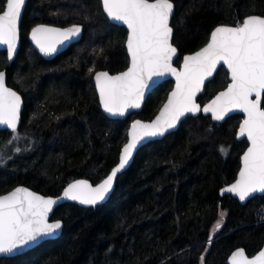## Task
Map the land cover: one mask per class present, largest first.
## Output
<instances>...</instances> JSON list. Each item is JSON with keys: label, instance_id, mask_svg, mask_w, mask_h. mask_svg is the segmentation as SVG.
<instances>
[{"label": "trees", "instance_id": "1", "mask_svg": "<svg viewBox=\"0 0 264 264\" xmlns=\"http://www.w3.org/2000/svg\"><path fill=\"white\" fill-rule=\"evenodd\" d=\"M171 1L177 65L206 45L216 27L264 16V0ZM39 23L82 24L83 40L47 61L28 40ZM127 34L108 19L101 0L28 1L17 58L10 64L0 51V71L24 99L20 128L0 130V195L25 185L57 196L76 179L99 183L118 164L132 120L153 119L174 85L162 83L143 110L125 120L103 113L94 75L129 66ZM228 84L221 67L199 102ZM242 118L233 115L222 124L203 114L186 118L177 131L139 150L105 204L59 206L53 219L64 222L60 238L0 258V264H227L237 248L256 254L264 245V195L242 205L220 193L236 179L248 147L237 139Z\"/></svg>", "mask_w": 264, "mask_h": 264}, {"label": "snow or ice", "instance_id": "2", "mask_svg": "<svg viewBox=\"0 0 264 264\" xmlns=\"http://www.w3.org/2000/svg\"><path fill=\"white\" fill-rule=\"evenodd\" d=\"M0 2V44L7 46L11 59L16 52L18 22L25 0ZM101 3L110 19L122 22L129 29L127 47L131 55V67L126 72L115 76L107 72L95 74L105 111L123 116L129 109L139 108L154 77L174 75L176 90L156 121L132 124L131 139L123 147L119 165L98 187L85 184L88 191L77 193L74 189L78 185H70L64 196L81 204L96 205L111 192L117 174L129 163L137 145L146 137L163 136L188 113L211 112L219 121L233 109L247 114L239 134L246 137L251 146L243 156L240 180L226 191L235 192L241 201L253 193H264V109L260 106L264 94V16L252 14L239 26L216 27L211 33V42L194 56L185 57L184 71L177 72L171 65L177 51L171 42V0H101ZM80 33L78 25L64 29L37 26L32 30V38L45 55H51L56 51V43L71 40ZM49 34L57 37L55 43L45 42ZM221 62L230 70L232 83L211 104L201 108L195 102L196 94ZM4 79V73L0 72V125L15 131L20 97L4 87ZM56 203L54 199H46L25 188L0 196V255L11 256L61 229L59 221H48V214ZM223 215L221 213V218ZM215 227L219 229L221 222ZM235 256L243 257L244 253L238 251ZM247 264H264V251Z\"/></svg>", "mask_w": 264, "mask_h": 264}, {"label": "water", "instance_id": "3", "mask_svg": "<svg viewBox=\"0 0 264 264\" xmlns=\"http://www.w3.org/2000/svg\"><path fill=\"white\" fill-rule=\"evenodd\" d=\"M29 0H25V4L22 8V11H21V16H20V19H19V22H18V38H17V42H16V52L15 54L11 57V59H9L8 57V61L9 63H13L15 61V59L17 58L18 56V53H19V50L21 48V24H22V20H23V16H24V13H25V9L27 7V3H28ZM150 2H152V0H150ZM173 3V14H172V17L170 18V26H171V21H172V18L174 16V13H175V4L173 1H171ZM103 8V6H102ZM105 13V12H104ZM106 14V13H105ZM107 16V14H106ZM108 17V16H107ZM108 19L113 23V24H116V25H119V26H122L124 28H126L128 34H127V38H128V35H129V29L127 28V26L125 24H123L122 22H119V21H114L112 19H110L108 17ZM73 25H78L81 27V33L78 37H74L72 38L71 40H66L64 41L63 43H56V51L54 53H52L51 55H45L41 50L40 48L37 46V43L33 40L32 38V30L37 27V26H45V27H51V28H60V29H64V28H67V27H71ZM222 26H229V25H222ZM215 30V29H214ZM83 32H84V26L82 24H78V23H75V24H71V25H68V26H65V27H62V26H58V25H54V24H48V23H39L37 25H35L34 27L31 28L30 32H29V35H28V40L29 42L31 43V45L33 46V48L38 52L39 55H41L45 60L47 61H51L53 59H55L58 55H61L62 53H64L65 51H67L71 46L75 45V44H78L80 43L82 40H83ZM173 35H174V30H173V33H172V44L173 46L177 49L176 51V54L172 57L171 59V65L173 68H175L177 70V72H183L184 71V58L185 57H188V56H194L197 52L201 51L204 47L207 46L208 43L211 42V36H210V39L208 41V43L206 45H204L202 48H200L199 50L193 52V53H189V54H185L183 57H182V60L180 62L179 65H177L175 62L176 60L179 58V50L178 48L175 46V44L173 43ZM57 40V37L55 36V34H49L46 38H45V42L47 43H55ZM126 49H127V52H128V56H129V59H130V63H129V66L121 71V72H118V73H110L109 71L107 70H100V71H97L96 73H99V72H107L110 76H115V75H120L124 72H126L130 67H131V55L128 51V47H127V40H126ZM0 51H6L7 52V46L6 45H2L0 44ZM7 56H8V52H7ZM221 67H224L226 69V71L228 72L229 74V84L228 86L232 83L231 81V73H230V70L227 68V66L225 64H223V62H221L220 64L217 65L216 67V70L212 73L211 76H209L208 78L205 79L204 81V84H203V87H202V90L199 91L197 94H196V97H195V102L197 104L200 105L201 108H204L206 107L207 105L211 104L213 100L216 99V97L221 93V92H224V91H227V87L221 91H219L218 93H216L209 101H207L206 103H204L203 105L199 102V97L204 93L205 91V88L207 86V84L215 77V75L217 74L218 70L221 68ZM0 72H3L4 75H5V79H4V87L9 89L10 91H13L15 92L19 97H20V108H19V120L17 122V126H16V130L17 131L21 124H22V114H23V110H24V99H23V96L16 90L14 89L13 87L9 86L8 85V82H7V72L6 70H2ZM95 73V74H96ZM166 81H172L173 82V88L171 89V91L169 92L168 94V97L167 99L165 100V102L163 103V105L161 106V108L159 109L158 113L155 115V117L151 120H143L141 118H137V119H134L132 120L130 126H129V129H128V138H127V142L128 143L131 139V131H132V124L135 122V121H140L141 123H145V124H151L153 123L154 121H156L160 116H161V112L164 110V106L168 103L169 99L171 98V94L173 91L176 90V84H177V80H176V77L174 75H165V76H162V77H154L153 78V82L150 83V86L145 90L144 92V97H143V100H142V103H141V106L139 108H134V109H129L125 115L123 116H120V115H112L108 112L105 111L104 107H103V104L101 102V98H100V89L97 85V81L95 80V75H94V84H95V88H96V92H97V95H98V98H99V102H100V106H101V109L103 111V113L110 119L112 120H125L127 119L129 116H131L132 114L134 113H140L143 108H144V105L146 103V100L148 99L149 95L155 90L157 89L162 83L166 82ZM263 98H264V94L261 95V108H263ZM252 99H256L255 96L252 97ZM203 114L204 116H210L213 121L217 124H222L224 123L229 117L233 116V115H241L243 118H242V121L239 125V127L243 124L244 120L247 119V114L240 111L239 109H233L232 111L228 112L227 115L224 117L223 120H215L213 118V114L211 112H208V113H205L203 111L201 112H198L196 113L195 115L191 114V113H188L184 116H182L180 118V120L177 122V125L175 128H172V129H169L163 136H156V137H146L144 140H142L138 145H137V148L135 149V151L133 152V155H132V158L130 159L129 163L125 166L124 169L121 170L120 173L117 174V177L115 178L114 180V183H113V188L111 190V192L108 193V195L105 197V199L103 201H100L98 202L96 205H102V204H105L110 198L111 196L113 195L114 191H115V188H116V181L118 179V176L122 173H124L134 162L135 160V157L137 155V153L139 152V150L146 146L147 144H149L150 142H153V141H158V140H162L163 138H165L167 135L177 131L179 129V127L181 126L182 122L188 118V117H197L199 115ZM0 130H3V131H9V132H15L13 131L10 127H8L7 125H0ZM237 139L239 141H242V140H246L248 142V147L246 148V150L244 151V153L242 154L241 156V167L237 173V177L236 179L229 185L225 186L224 188L221 189L220 193H221V196H224V195H228V196H231L233 197L234 199L238 200L242 205H246L247 202H249L250 200L256 198L257 196H263L264 193H261V192H256V193H253L251 196H249L248 198H246L245 200L241 201L239 199V196L235 193V192H228L226 191V189L232 187L234 184H236L239 180H240V172L243 170V156L244 154L247 152L248 148L251 146V142L249 140L246 139V137H242L240 136L239 134V128H238V132H237ZM125 143V144H126ZM124 144V145H125ZM124 147V146H123ZM122 151H123V148L121 150V153H120V157L122 155ZM120 157H119V162H120ZM119 162L118 164L111 170V172L119 165ZM111 172L109 173V175L111 174ZM108 175V176H109ZM107 176V177H108ZM106 177V178H107ZM106 178H104L102 181H100L99 183H96V184H93L90 180L88 179H76V180H73L72 182H70L64 189L63 191L57 195V196H52V195H44L40 192H37L31 188H29L28 186H25V185H18L16 186L15 188H13L12 190H10L9 192L7 193H4L0 196H4V195H9L11 194L13 191H15L17 188H25L27 189L28 191L30 192H33L35 193L36 195H39V196H43L44 198H51V199H54L57 201V203L55 205H53L52 207V211L48 214V221L49 223H53V222H57L59 221L62 225L61 229H59L56 233H54L52 236H49V237H45L43 238L40 243L38 244H35V245H32L28 248H25V249H22L14 254H12L11 256H6V255H0V258H3V257H6V258H10V257H16L18 255H21V254H24L34 248H36L37 246H39L40 244L44 243L45 241H48V240H55V239H58L61 237L62 233H63V229H64V222L61 220V219H53V215H54V212L55 210L65 204V203H74V204H77V205H80L82 207H90V206H93V205H86V204H81L79 203L78 201L76 200H71V199H68L67 197L64 196V191L69 188L70 185H78V187L76 189H74L75 192L77 193H86L88 191L87 188L84 187V185H90L91 187L95 188V187H98ZM83 182V183H81ZM95 206V205H94ZM216 231H214V233L212 234V237L214 236ZM238 251H243L244 253V256L243 257H239V256H235V253L238 252ZM264 251V245L262 246V248L254 255L252 256H249L246 252V250L242 247L240 248H237L235 250H233L231 252V254L229 255L228 257V261H227V264H247L248 261H252V260H255L260 252ZM234 256H235V259H234Z\"/></svg>", "mask_w": 264, "mask_h": 264}]
</instances>
